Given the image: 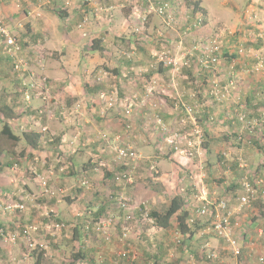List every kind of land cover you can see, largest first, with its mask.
<instances>
[{
    "label": "crops",
    "instance_id": "obj_1",
    "mask_svg": "<svg viewBox=\"0 0 264 264\" xmlns=\"http://www.w3.org/2000/svg\"><path fill=\"white\" fill-rule=\"evenodd\" d=\"M117 1L93 0L94 5L88 3L82 5L78 0H0V21L8 30L10 29L12 33L17 35L18 41L24 47L25 52L27 50L29 54L36 52L39 57H42L44 53L52 51L50 57L39 59L40 70L37 71L38 74H33V76L39 78L45 77L47 80L45 84L41 82V88L36 93L27 85L28 79L19 75L14 69L12 60L4 52V41L0 37V132L3 123L6 122L12 128L14 134L19 137L27 132L41 134L37 149L31 148L24 139L16 147L10 150L5 149L0 157L1 166L3 167L0 169V193H5L3 195L13 194L14 198L18 199L16 202L26 204L29 195L40 194V179L50 175L51 172L54 174L52 170L47 171L49 167H52L53 170L60 168L62 172L57 178L53 176V178H56V182L51 183L52 186L59 187L57 191H60V194L53 189L56 192L54 198L43 199L35 205L33 203L32 206L35 209L28 206L25 212L9 213L4 212L3 210L7 207L4 208L3 212L0 211V225L6 227L15 225L14 227H17L22 224L25 226L31 224L37 227L39 224L38 226L42 227L41 225L49 221L48 217L51 212L56 214L58 219L66 217L76 220L75 215H77V210L80 207L91 208L95 211L102 208H105V210L111 208L116 211L114 199L117 200L118 197H136L138 193H141L140 184L127 189V186L132 185L115 182L113 175L110 179H107L106 174L113 172V169L110 170V165L115 155V149L125 144H132L137 149L142 159L138 164L139 169L147 170L150 165L156 164V167L162 171L161 176H163L164 181L168 175H173V177L175 175L176 180L185 182V178L189 176L187 169L191 171L198 167L191 149L187 150L188 154L185 157H179L181 163L183 162L179 164L181 168L183 170L187 168L184 170L186 174H183L180 170H175L174 167L171 169V163L167 162L169 157H164L163 154L160 156L158 151H162L166 145L174 150L173 146L169 144L171 135L167 134L168 130H170V134L172 132L176 133L177 129L185 132V135H189L191 128L186 126L185 121L180 126L179 117H182L181 120L187 117L184 106L193 105L197 102L196 99H193L195 96L203 99L208 97L209 94L212 95V84L213 86L217 84L219 87L218 82L229 81V77L232 76L235 82L231 81L230 85L220 89L224 90L230 87L231 92L238 90L243 101L249 102V105L245 106L247 113L256 114L264 109L251 106L252 99L255 97V91L252 89L255 88L253 78L250 79L249 76L243 75L242 80H240L237 73L235 76L231 73V76L228 77H218L220 71H217L215 66L204 70L199 57H197V60L189 59V66L182 68L180 74H176L172 68L166 67L161 62L158 64L159 68L154 69L151 67L153 64L149 60L141 57L131 58L125 54L126 57L119 56V58H115L117 55L116 50L123 44L130 45L132 48L136 46V49L143 51L144 47L148 46L151 41L149 39L136 43L133 42V36L129 35L132 28V17L141 15L136 7L142 8L143 2H134V8L127 6L128 8L121 10L117 5ZM156 1L176 2V0ZM198 1L203 3L202 7L207 8L206 14L210 24L214 25L216 21L213 18L216 15L213 14V6L210 3L212 0ZM218 1L223 2V0ZM244 1L248 2V6L251 4L253 8L257 7L256 9L259 11L261 7V12L257 10V13L264 20V0ZM109 7L112 10L109 11ZM225 7L229 6L224 2L221 9L224 10ZM103 8L105 11H102ZM96 9L102 12L97 13ZM240 14L238 11L237 17H240ZM247 16L245 14V20L248 24L250 20ZM85 17L89 18V23L85 29L81 30L78 28L79 24L77 25V23ZM155 18L157 19L156 16ZM23 24L25 30H18L23 28ZM210 24H207L206 28L198 32L210 31ZM162 29L166 31L169 28L162 27ZM192 29L194 40V38L197 39L199 33H195V29ZM80 31L82 32L80 33ZM246 32L248 31L244 30L243 35L246 36ZM232 38L235 39V37ZM94 40L102 41L101 46L104 51L101 52L100 56L92 51ZM179 42L176 43V47L182 44V42ZM172 44L173 41L167 42L166 40L167 46L170 47ZM254 48L257 49V52L264 54V40L260 44L254 45ZM236 62L240 63L241 61L237 58ZM227 66L228 68L231 67L230 64H224L223 70ZM147 68H152V76L149 73L148 78L144 79L140 71ZM102 69L107 73L101 74ZM107 74H109V77ZM30 79L33 80L34 78L30 76ZM105 80L114 81V87L117 86L119 89V96L124 98L120 99L121 103L113 110L107 109L104 103L99 101V95ZM143 83H147V85H143ZM232 83L235 86H232ZM256 86H258V83ZM143 87L147 91H144ZM150 88L161 96L160 100L150 99ZM144 94H146L145 97ZM161 98H164V100ZM239 99L241 101L240 97ZM207 103L209 104V102ZM207 103L206 105H208ZM200 106L202 115L199 116L200 121L198 120V122L204 129L203 149L206 152V154L203 152V155L210 154L209 146L219 144V147L223 150L218 157L220 166L221 163L227 161L224 157H228L226 146L231 141V130L227 127L223 130L220 128L219 130L226 131L229 134H224L222 137L219 135L214 136L210 123H208V114L212 110L205 107L204 99ZM126 107L132 108L133 116L126 115ZM147 111L153 112L152 116L148 115ZM222 111L230 113L232 109L224 107ZM138 114L142 115L136 118ZM260 114H258L259 117ZM130 121L133 123V132H140L138 126L141 129V123L144 122L145 125L148 121H152V127L147 124V128H153L152 134L130 133L128 127ZM229 125L231 124L229 123ZM187 127L189 130H187ZM243 128L242 125L240 133L243 132ZM154 130L156 131L154 132ZM184 134L181 137H186ZM155 137H158V144L160 145L153 144ZM239 138L245 140V134L240 135ZM257 140L260 142L259 144L264 145V134L259 136ZM0 149L4 150L2 147ZM238 151L240 154L244 153L243 149ZM253 154H255L253 160L255 165L256 161L258 163V166L253 165V167L256 168L257 174L259 172L258 175H253L257 178L255 180L259 181L262 176L264 179V160L261 161V159H264V154L256 151ZM259 156H261V159ZM11 161H14L13 164L15 163V165L7 166L6 164ZM17 163L22 168H26L27 175L18 170ZM242 169L238 170L235 167L234 180H232L230 188L225 190L230 195L231 190L236 189V197L238 198L244 194L242 189L243 177L240 179V176L244 173ZM246 173H254V171L249 172L247 170ZM191 179L194 183L193 178ZM21 180L25 183L23 188L19 183ZM88 180L91 182V186L84 184ZM195 183L200 185L199 181ZM253 184L255 185V183ZM257 187L259 191H264L263 184L257 185ZM191 189L194 191L193 187L189 188V190ZM148 191V197L144 195L148 207L160 211L162 202L157 196L158 194L155 195L151 190ZM64 192L67 195L70 194L69 197L63 199ZM178 195H181L180 191L176 193V196ZM258 198L261 201L252 203L238 216L240 219L236 237L239 239L241 248V256L238 258L231 254L223 239L203 231L207 220L197 216L196 212L197 208L203 205V202H197L194 205L193 201L188 200L184 206L185 209L190 216L200 222L199 226L190 235L182 237V234L176 228L175 220L172 221L173 225L168 229L157 227L152 219L151 222L139 220L136 229L130 236V242H128V244L130 243L129 257L120 258L118 261L114 256L122 250L120 243H117V246L115 245L116 248L114 245L101 247L102 237L93 233V236H84L83 239L78 241V244L81 245V242L84 241L88 243L85 250L90 264H189L192 263V260L195 264H211L203 251L201 252V250H204L205 245L209 246L211 251L218 252L221 260H224L227 264H247L243 261V257L245 260L258 257L259 260L262 258L264 261V196L262 197L258 193ZM204 199L205 197H201V200ZM233 200L234 198L230 202L231 207L236 206V202ZM4 202L10 203V201ZM246 212L250 213L249 218ZM83 218L84 216L77 220ZM121 225L122 223L118 219L117 234H120L119 228ZM87 237L91 240L88 241ZM37 240L42 239L38 238ZM177 240L181 242L179 245ZM54 241L59 243V248L63 250L62 240L55 239ZM114 242L116 243V241ZM19 246L21 249L18 254L15 250L13 251V246L0 243V264L8 261L11 264H36L33 257L29 259L23 257L24 244L19 243ZM16 255L17 257H14ZM102 257L105 260H100ZM263 261L260 260V262Z\"/></svg>",
    "mask_w": 264,
    "mask_h": 264
},
{
    "label": "rangeland",
    "instance_id": "obj_2",
    "mask_svg": "<svg viewBox=\"0 0 264 264\" xmlns=\"http://www.w3.org/2000/svg\"><path fill=\"white\" fill-rule=\"evenodd\" d=\"M140 1L143 2L142 8L141 7L140 8L136 7V8L138 9V11L140 12L141 15L139 17H137V16L132 17V22H131L132 28H131V33L129 35L133 36V38H134L133 42H136V43L137 42H144L145 40H149V39H151V41L149 42L148 46L144 47L143 51L140 50L141 53L138 49H136L137 48L136 46H134V48H132V47H130V45L123 44L116 50L115 53L117 55L115 58H119V56H125V54L130 56L131 58H137V57L145 58L146 60H149V62L155 66L154 69H157V68H159L158 64L160 63V56L164 55L167 58H171V59L176 60L177 69L172 68V70L175 71L176 74L177 73L180 74L182 72V68L189 66V61H188L189 59L197 60V57H199L201 60L202 55L199 52H195L193 49L196 46L197 42H199V41L210 42L209 40L216 39V41H217L216 45L219 48L216 51V56H218V58L220 60L219 64L215 66L216 70L220 71L218 77H220V76H222V77L227 76L228 77V76H231V73L234 74V76H235V74L237 73V76L240 78V80H242L243 75L249 76L250 79L253 78L254 83H255L254 84L255 88H252V89H254L253 91H255V97H253V99H252L253 102H252L251 106H257V108L259 107V109L264 108V66L262 68H260L259 70H257V67L260 66V65L258 66V62H259L258 58L264 60V54L257 52V49L254 48V45H258V44H260L261 41L264 40V20H262L260 18V15H258V13H257L258 9H256L257 7L253 8L251 6V4L249 5L250 6L249 7L248 2L244 1V0H237V1H235V0L234 1L223 0V2L218 1V0H212V2H210V3H212V6H213V14L216 15V17L213 18V20H215L216 23H214V25H211L209 18H208V15L204 14L203 15V20H204L203 25L201 27L195 29V33L206 28L207 24L208 25L210 24L211 29H210V31L205 32V33L204 32L203 33L198 32L199 35H198L197 39L194 38V40H193L192 24L195 23V17L196 16H194V17L191 16V12L188 11L184 0H176V2H172L173 13L170 17H167V16L159 17L155 12L156 8L160 4L165 3V2H169V1H158L157 2L156 0H118L117 5H119V9L123 10L127 6L128 7L131 6L132 8H134L135 7L134 2L137 3ZM78 2L82 5L84 4L81 0H78ZM224 2L229 7H227V8L225 7L226 9L223 10V9H221V5ZM236 3H237V5H236ZM88 4L94 5L93 0H91ZM202 4L203 3L201 2V8H203L205 10V12H207V8L204 5H203L204 7H202ZM138 5H140V4H138ZM108 10L110 11L112 9L109 7ZM225 10H227V11H225ZM102 11H105L104 8L102 9ZM102 11L99 9L98 10L96 9L97 13H100ZM238 11L241 13L240 17H237ZM259 12H261V7H260ZM220 13H222V14H220ZM245 14L248 15L247 17L250 20V22L248 24H247V21L245 20ZM155 16L157 17V19L155 18ZM88 23H89V18L85 17L81 20V22L77 23V25L79 24L78 28L83 30L88 26ZM163 25H165V26H163ZM162 27H168L169 29H167L166 31H163ZM189 28L191 31L188 32L187 30ZM18 30H25V25L23 24V28L18 29ZM244 30L248 31V32H246V36L243 35ZM9 31L12 33V31L10 29H9ZM81 32L82 31H80V33ZM185 32H187V33H185ZM12 34L17 37V35L15 33H12ZM160 35H162V36H160ZM195 37H196V35H195ZM232 37H235V39ZM244 38L246 39L245 41H244ZM1 39H3V41H4L3 37H1ZM166 40H167V42L173 41V44L170 47H169V45L167 46ZM178 41L182 42V44L179 45V43H180L179 42L178 43L179 46L176 47V43ZM187 42H188V44H187ZM240 47L252 48L253 49V55L250 57V54H248V53L240 54L237 51L238 48H240ZM22 48H23V52L19 55H20V58H22L21 60H23V62H22V64L20 62H17L18 65H20V64L21 65H20L19 69H16L15 65H14V69L17 71V73L19 75H21L25 79H28L27 85H29V88H30L31 84L36 85L35 88H33V89L30 88V89L37 93L39 88H41L40 87L41 82H43V84H45V82L47 81L45 77L39 78V77L35 76L36 74H38L37 71L40 70V65L38 64L39 59H43V57H45V58L50 57L52 51L50 52L47 50L49 52V53L46 52L48 55L46 53H44V55L42 57H39L38 53L32 52V54H29L28 50L25 52L24 47H22ZM110 50H111V48H110ZM95 52H96L97 56H100L101 52H99V51H95ZM234 54H237V57H235ZM30 57H31V59H30ZM237 58L241 61L240 63L236 62ZM224 64L225 65L230 64L231 67L230 68H228V66L224 67V70H223ZM232 67H233V69H231ZM202 68L204 70H206V68H204L203 66H202ZM154 69H153V72H154ZM105 70L109 71L108 69H105ZM151 70H152V68L143 69L140 71V74L143 75L144 79H147L148 78L147 75L152 72ZM26 73L29 75H24ZM102 73L106 74L107 72L103 71V69H102L101 74ZM33 74H35V75L33 76ZM107 75L109 77V74H107ZM30 76H31V78L33 77L34 79L31 80ZM151 76H152V73H151ZM254 77L259 78V79L257 80ZM110 81L105 80L103 82L104 86L101 89L100 93H102V92H107L108 94L114 93V95L117 99V105L114 108V109H116L119 106V104L121 103L120 99H124V98L119 96L120 93H119L118 87L117 86L114 87L115 82L114 81L110 82ZM231 81L235 82L234 77H232V76L229 77V81L218 82V85H219L218 89L220 91V94L222 93V91H224L225 95H227L226 98H222L220 96L217 98V97H214L210 94L208 97L203 98L205 101V107L211 108V110H212L210 112V114H208L209 115L208 116V120H209L208 123H210V128H212V130H213L212 134H214V136L219 135L220 137H222L224 134H229V133L226 131L219 130L220 128L223 130L225 127H227V128H229V130H231V134H232L231 135V141L226 146V148H227L226 152L228 154V157H224L222 155L224 158H226L227 161L224 163H221V165L219 166L220 162L218 161V157L222 154V151H223V150H221V147H219V144H214V145L209 146L210 147V154L208 153L206 156H204L203 155V152H205V149H203L204 136H203L202 142L200 144L196 140V137L193 136V133H194L193 132L194 126L192 123L193 118L196 121V123L200 126L198 120L200 121L199 116L202 115V109H201L200 105H201V102L203 100L202 98H197V96H195L193 99H196L197 102H195L194 104H197L199 106L201 113L200 114L197 113L198 115L195 114L193 116V118H189V117H186L185 119L183 118V120H181L182 117H179V120H178L180 126H182L181 125V124H183L182 122L185 121L186 126H189L191 128V130L188 133L189 135H185L184 134L185 132H183L182 130L176 129V134H179L177 132H180V133L184 134V136H186V137H181V140H180L181 141L180 147H181L182 151H184L185 153H183V154L177 153L172 148L170 149V147H168L167 145L164 149H162V151L159 150L158 152H159L160 156H162V154H163L164 157L165 156L169 157L167 162L171 163V169H172V167H174L175 170H180L183 174H186V171H184V170H186L187 168L184 170L181 168V165H179V164H182L183 162L181 163V160L179 157H181V156L185 157L188 154L187 150L191 149V153L195 157L196 163L198 164L197 169L196 168L194 170L190 169L191 171H189L187 169L189 176L187 178H185V180H186L185 182H180L179 180H176L175 175H174V177H173V175L172 176L168 175V177H166L167 179H165V181H164L162 179L163 176H161L162 171L160 169H158V167H156V164H154L153 166L150 165L147 168V170L146 169L143 170L142 168H140V169L137 168L136 172L134 173L135 182L132 186H127V189L133 187L136 184H140L139 189H140L141 193L140 194L138 193V195L136 197H123V199L125 201H127L132 208L128 215H131L133 217L135 216L136 218L141 219L142 218L141 212H139V211L136 212V210L132 211L136 206H141V205L146 207L148 212L152 211V209H150L148 207V203L146 202V199L144 198V195L146 197H148V192H149L148 190H151L152 192H154L155 195L158 194L157 196L160 198V201L162 202V205H161L162 208L160 209V211L162 213L168 209V207L171 203V200L176 196V193L179 191H180L181 195H178V196H182L184 198L186 204H187V200L191 201V202L193 201L194 205H196L197 202H204L203 200H201V197H205V199H208L209 201L226 200L229 202V205H231L230 202L232 201V198H234L233 201L236 202V204H237L238 200H236V199L238 197H236L237 196L236 189L231 190L230 195H229V192L225 191V190H228L230 188L232 180H234L233 177L235 176V173H234L235 167L238 170H241L243 167L242 171L244 173L242 176H240V179L243 177L242 182L245 180H248L252 184L254 183L253 181L257 178L253 174H257V171H256V168L253 167V165H255V162L253 161L255 159L254 158L255 154H253V152L256 151L257 153H263L264 154V145L259 144L260 142L257 140V138L259 136L264 134L263 133L264 132V109H262L260 111L261 114L260 113L255 114V113H250V112L247 113V111L245 110V106L249 105V102L243 101V98L240 96V93L238 90H235V91L233 90L231 92L230 87L228 89H224V90L220 89V88L223 89L225 86L230 85ZM257 83H258V86H256ZM143 85H147V83H143ZM212 87H213V84H212ZM143 89H144V91L145 90L147 91V89L145 87H143ZM150 89H151L150 90V94H151L150 99L160 100L161 96L158 95L157 92L153 91L152 88H150ZM226 90H228V93H226ZM145 96H146V94H144V97ZM239 97L241 98V101H240ZM161 99L164 100V98H161ZM152 100H150V101H152ZM99 101L102 102L100 99H99ZM207 102H209V104ZM206 103L208 105H206ZM242 106H244V107H242ZM224 107H227L228 109H232V111L230 113H227L226 111H222ZM238 109H239V111H238ZM110 110H113V109H110ZM147 114L152 116L153 112L147 111ZM179 114H180V112H179ZM258 114H260V117L258 116ZM53 115H55V114H53ZM141 115L142 114L136 115V118H139ZM132 116H133V113H132ZM239 117L242 118V120L245 118L243 120V123L239 120ZM261 117H263V118L261 119ZM144 121H145V119H144ZM227 122H229L231 125H229V123H227ZM121 123H122V121H121ZM240 123L244 127L242 129L243 130L242 133L239 132L241 127H242V125ZM147 124L149 125V127H152L151 126L152 121H148L147 123H145V125L143 122L140 124V125H142L141 129L138 126V129L140 130V132L139 131L133 132V129H134L133 123H132V121H130L129 132L130 133L132 132L135 134L143 133V135H145V134L150 135V134H152L153 128H147ZM238 126H239V128H238ZM187 130H189V128ZM214 130H216V131H214ZM155 131L156 130H154V132ZM167 134L170 136L171 134H174V133L172 132L170 134V130H168ZM242 134H245V137H246L245 140L239 138L240 135H242ZM252 139L257 140V143L252 142V144H249V141ZM0 142H1L0 148L3 146L4 149L10 150L11 144L9 142L8 143L5 142L4 139H2ZM153 142H154L153 144L157 145L158 144V137H155V139H153ZM190 142L192 145H189ZM125 145H131L134 148V150L137 152V149L132 144H125ZM158 145H160V144H158ZM224 147H225V145H224ZM194 149H195V151H194ZM241 149L244 150V153H242V154L238 153L239 152L238 150H241ZM172 150H173V153H172ZM245 152H247V153H245ZM170 154H171V156H170ZM205 154H206V152H205ZM259 158L261 159V156H259ZM262 160H264V159H261V161ZM239 163H240V166H239ZM259 164H260V162H259ZM17 165H18V163H17ZM256 166H258L257 161H256L255 167ZM110 167H111L110 170H112V169L113 170H115V169L119 170L122 168L120 165H118L114 162H112ZM110 167H107V168H110ZM17 168L22 173H26V168H22V166H20V165H18ZM51 168L52 167H49L47 170V171L52 170L54 172V174L49 177V179H50L49 185L52 189L57 191L58 190L57 188H59V187H57L56 185L52 186L51 183H55L56 182L55 179L57 178V176L59 174H62V172H61L60 168H57V169L55 168L56 171L51 169ZM246 169L249 170V172H251V170H252V171H254V173H246L247 172ZM258 174H259V172H258ZM26 175H27V173H26ZM252 175H253V177H255L254 179H253ZM29 176H31V175H29ZM53 176H56V178H53ZM160 177H161V179H160ZM190 177L193 178L194 183H192V179ZM23 180L25 181V178ZM23 180L19 181V183L22 185V188L25 186V183ZM259 180H262L261 184H263V186H264L263 176H262V179H259ZM197 181H199L200 185H197L195 183ZM87 182H88V186L89 185L91 186V182L89 180ZM0 185H1V183H0ZM187 187H188V189H187ZM190 187H193L194 191H192V189L189 190ZM41 192H42V188H41L40 194L39 193H37V194L41 195ZM224 193H227L228 195L224 194ZM3 194H5V193H0V211L6 207H9V206L14 207L15 205L19 204L18 202H16V200H18V199L16 197L14 198L13 194H8V195H3ZM39 195H36L37 199H39ZM69 195L65 194V192H64L63 199L69 197ZM120 198H118L117 201H115L116 205H119ZM229 198H230V200H229ZM257 198H258V196L255 198L256 200H254L253 203L261 201L259 198L258 199ZM4 201H10V203L7 204ZM12 202H15V203H12ZM35 204H37L36 200L34 201V205ZM32 205H33V203H31L29 206L31 208L35 209V207H33ZM1 212H3V211H1ZM81 212H82V214H81ZM96 212L97 211H95L91 208L80 207L77 210V215H75V218H80V216H84L83 228H86V226L88 225L89 222L90 223L96 222V216H95ZM246 214H248V216H247L248 218H249V216H251L249 212H246ZM122 215L123 214H121L120 210L117 209V207H116V211L110 208L109 210H106L105 212H103V215L101 218L98 217L97 223L101 220L103 222H105L113 216L116 217V219L122 220L124 218V217L122 218ZM53 217L54 218H52V219L49 218L48 222L41 225L42 227H39L38 226L39 224L37 225L38 230L36 232L37 235L35 236L36 239L41 238L42 240H40V241L47 244L45 256L48 259L45 260L44 264H77L78 262H83V261L86 264H90V261L88 259L87 260L80 259V260L76 261L73 257L74 254L78 251V249L81 248V245L78 244V241H75L76 239L74 238V231H73L75 226L78 225V223L80 221L77 219L74 220V219H68L66 217H63L62 219H60V222H63V223H59V221H58L59 219H58V217H56V214H54ZM204 219L207 220V223L203 227V229H204L203 231H206L207 227L210 225V220H209V218H204ZM34 224H37V223H34ZM56 224H63L64 225L63 229L61 226L60 227L58 226V228H57ZM29 225H31V224H29ZM14 226L10 227V231H12V232L20 231L18 227H14ZM46 226H47V228H45ZM111 228L115 232L114 237L117 238V236L119 235L116 233V232H118L117 226H116V228L113 226ZM134 229H136V225L132 224V228H131L132 231L131 232H133ZM210 234H212V233H210ZM89 235L93 236L94 234L90 232ZM55 239H58L59 241L62 240L63 250L61 248H59V243H56L54 241ZM87 240L89 241L91 239L87 237ZM114 241H116V243ZM74 243H76V244H74ZM84 243L86 245L88 244V243H86V241ZM109 243H113V244H109ZM117 243H120L117 241V239H113L112 242H106V241L102 240V244L100 246L105 248L109 245H114V247L116 248ZM121 244L122 243H120V245ZM8 245L13 246V251L15 250L19 254V251L21 249V247L19 246V243H17V244L12 243V244H8ZM120 248H122V250H123L125 247L122 245ZM204 248H205V251H210L209 246L205 245ZM25 249L26 250H24V252H23L24 256H26L27 251H28L26 247H25ZM202 251H204V250H201V252ZM17 253H15V254H17ZM14 257H17V255ZM114 257L117 259V261L120 258L124 259L121 255H119V252H117ZM27 258H29V257H26V259ZM100 260H105V259H104V257H102ZM243 261L246 262L247 264H264V261L260 262L258 257L247 258V260H245V258L243 257ZM2 264H11V262H9V261L7 263L2 262Z\"/></svg>",
    "mask_w": 264,
    "mask_h": 264
},
{
    "label": "built area",
    "instance_id": "obj_3",
    "mask_svg": "<svg viewBox=\"0 0 264 264\" xmlns=\"http://www.w3.org/2000/svg\"><path fill=\"white\" fill-rule=\"evenodd\" d=\"M84 4L89 3L91 0H81ZM156 14L159 17H170L173 13L172 3L171 2H165L160 4L156 10ZM203 14L198 12L195 17V23L192 24V27L194 29H197L203 25ZM0 36L4 38V52L6 55H8L10 58L14 60L15 68L19 69L20 65L22 64L23 60L20 58V55L23 52L22 45L19 43L18 38L14 36L6 27L3 26V23L0 21ZM188 32L191 31L190 28L187 30ZM187 33V32H185ZM162 36V35H160ZM210 42H197L196 46L193 48L195 52H199L201 57V64L206 69H211L212 67L219 64V58L216 56V51L219 49L216 45L217 41L216 39L209 40ZM240 54L248 53L250 54V57L253 55V49L252 48H244L240 47L237 50ZM258 66L257 70L262 68L264 66V60L258 58ZM17 62H20L21 64L18 65ZM160 62L163 63L166 67L177 69V62L174 59L167 58L164 55L160 56ZM152 68H154V65H151ZM233 69V67H232ZM105 75V74H104ZM104 77V76H103ZM233 85V84H232ZM35 84H31L30 88H35ZM226 93H228V90H226ZM211 94L214 97H222L226 98L227 95L225 93H221L218 89L217 84H214L212 88ZM99 99L104 103L105 107L107 109H113L117 105V99L114 95V93L108 94L107 92H102L99 95ZM185 112L187 117L193 118L195 114H200L201 110L197 104L193 105H186L184 106ZM125 113L127 116H131L133 113V110L131 107L125 108ZM197 114V115H198ZM263 117H261L262 119ZM245 119V118H244ZM243 119V120H244ZM239 120L243 123L242 118L239 117ZM193 136L196 137V140L199 142V144L202 142L203 136H204V129L200 125L196 123V121L193 118ZM129 127V126H128ZM181 135L179 134H171V138L169 139V144L173 146L174 150L177 153H185L182 151L180 145H181ZM189 145H192L191 142ZM140 155L134 150V148L131 145H125L122 147H118L115 149V155L112 160V162L120 165L122 168L124 167L125 170L118 172L115 175V181L118 183H124L126 185H133L135 182L134 173L136 172V169L138 168V164L141 161ZM245 168V167H244ZM53 175L51 172L50 176ZM48 180L49 176H45L42 179H40V185L42 188V193L44 195H49L52 192H54L51 187H48ZM85 185L88 184V182H84ZM261 184V181L255 182V185L249 182L248 180H245L242 182V189L244 190V194L240 196L237 200V204L235 207H231L229 205V202L226 200H217V201H209L208 199H204L203 205L199 208H197V216L201 218H209L210 225L207 227V230L205 231L207 234H214L218 238L223 239L228 249L230 250L231 254L238 258L241 256V248L239 246V239L236 237V231L239 227V215L243 212V210L246 207H250V205L253 203L255 198L258 196V193L260 195V192L258 191L257 185ZM56 193V192H54ZM61 192L59 191L58 194ZM261 196H264V191L262 192ZM120 198V197H119ZM119 208L124 211V218L122 219V225L120 226L121 233L117 236V239L121 245H123L125 248L119 253L122 257L128 258L130 255V236L132 234V224L137 225L139 220H145L148 222H151V219L149 218V212L146 207L143 205L136 206L132 211H139L141 212V219L136 218L135 216L128 215L131 211L130 204L125 201L122 197L119 200ZM16 209H24L23 204H17L14 206ZM12 207L9 206L6 209H11ZM126 215V216H125ZM144 218V219H143ZM117 220L116 217H111L107 221L103 222L102 220L96 223L95 232L99 234L102 239H104L107 242H111L115 237V232L112 230V226L116 228L117 226ZM189 222L191 224H194L196 222V218L193 216L189 217ZM58 226L64 227L63 224H56V227ZM38 228L34 225H30L25 227V231L23 234H21L19 231L12 232L9 229L7 232L5 230H0V238L5 242L6 244H17L19 238L23 235V241L25 243V247L27 248V254L26 257L29 255L30 252L36 251V250H46L47 244L44 242H41L40 240L36 239V232ZM209 232V233H208ZM181 242L180 240H177V244L179 245ZM205 257L211 264H227L224 260H221V257L219 256V253L216 251H204ZM263 261V259H260ZM77 264H86L83 262H78ZM189 264H195L192 260V263Z\"/></svg>",
    "mask_w": 264,
    "mask_h": 264
},
{
    "label": "trees",
    "instance_id": "obj_4",
    "mask_svg": "<svg viewBox=\"0 0 264 264\" xmlns=\"http://www.w3.org/2000/svg\"><path fill=\"white\" fill-rule=\"evenodd\" d=\"M185 5H186L188 11L191 12V16L192 17L196 16V14L198 12H200L203 15L204 14L206 15L205 10L203 8H201V2L198 1V0H185ZM101 44H102V41L101 40H94L93 41V44H92V51L103 52L104 51V48H102ZM236 55L237 54H234L235 57H236ZM10 59L12 60L13 65H15L14 64V60L12 58H10ZM40 138H41V134L35 133V132H27V133H24L22 137H19V136H17V135L14 134L12 128L6 122L3 123L2 129H1V132H0V141L2 139H4L5 142H7V143L9 142L11 144L10 145L11 148L16 147L18 145V143L22 139H24V141L28 145H30L31 148L37 149L38 148V145H39V142H40ZM252 142L253 143H257V140L252 139V140L249 141V144H252ZM0 146H1V142H0ZM2 148L4 149L3 146H2ZM4 151H5V149L4 150H1L0 149V157L3 154ZM172 153H173V151H172ZM13 162L14 161H11V162L7 163L6 165L7 166L15 165V163L13 164ZM1 164H2V162H1V159H0V169L3 168L1 166ZM123 170H125L124 167L121 168V169H119V170L118 169H115V170H113V172H110V173L108 172L106 174L108 178L107 177L106 178L107 179H110V177H112V175H113L114 180H115V175L118 172L123 171ZM47 176L50 177V175H47ZM49 181H50V179L48 180V187L50 186L49 185L50 184ZM256 181L257 180H254V183ZM260 192H262V190ZM54 194L55 193L52 192L49 195H44L41 192V195L38 194L39 195V199H37V196L36 195L31 194V195H29V198L27 199L26 205L23 204L24 205V209L23 210L16 209L15 207H12L11 209H4L3 211L4 212H9V213L23 212V211L25 212L27 210L28 206L31 203H34L35 200H36V203H38L39 201H41L43 199L47 200L48 198H54L55 197ZM261 194L262 193H260V196H261ZM114 201H117V200L114 199ZM185 204H186L185 203V200H184V198L182 196H175L171 200V203H170L168 209L165 212L162 213L161 211H158L157 209H153L151 212H149V218L154 221V223H155V225L157 227H160V228H163V229L170 228L173 225L172 221L175 220V222H176V228H177L178 232L180 234H182L181 236L184 237V236L190 235V234L193 233V230L199 226V223L200 222H197L196 221L194 224H191L189 222L190 214L185 209V207H184ZM116 207H117V209L120 210L121 214H123L122 215V218H123L124 217V211L121 210L118 205H116ZM105 211H106L105 208H102L101 210H98L96 212V214H95L96 218L97 217H101L103 215V212H105ZM51 215L54 216V213L51 212L49 214V217L48 218H50V219L54 218ZM81 217L82 216H80V218ZM77 219H79V218H77ZM97 219H96V222H92V223L89 222L88 225L86 226V228H83V226H84V223H83L84 218L82 220H79L80 222L78 223V225L75 226V228L73 230L74 231V238L76 239L75 241H79V240L83 239L84 236L89 235L90 232L97 234L95 232L96 223L98 221ZM58 221H59V223H63V222H60V219ZM140 221H144V220H140ZM120 222L122 223V220H120ZM17 227L20 230L19 232L21 234H23L24 231H25V227H27V226L21 225V226H17ZM1 229L5 230V232H7L8 229L10 230V227H6V226L0 225V230ZM119 231L121 232V229L120 228H119ZM85 239H86V237H85ZM114 239H117V238L115 237ZM117 241H118V239H117ZM84 242H81V248H79L78 251L73 256L76 261H78L80 259H82V260H86L87 259V256H86L87 255L86 254L87 251L85 250L86 244ZM0 243L6 244L5 242H3V240H1V238H0ZM18 243L24 244V246H25V243L23 241V235L19 238ZM45 252H46V250H36V251L30 252L27 257H29V258L30 257H33L35 259V263L36 264H44V262L46 260ZM23 257L26 258V256H24V255H23ZM29 258H27V259H29ZM24 261L26 262V259Z\"/></svg>",
    "mask_w": 264,
    "mask_h": 264
}]
</instances>
